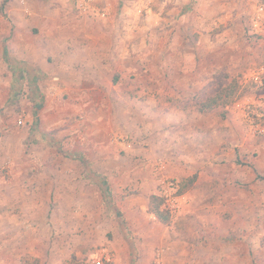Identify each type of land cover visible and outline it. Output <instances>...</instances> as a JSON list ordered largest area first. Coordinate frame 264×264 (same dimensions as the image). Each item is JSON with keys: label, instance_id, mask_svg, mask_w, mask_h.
Returning a JSON list of instances; mask_svg holds the SVG:
<instances>
[{"label": "rangeland", "instance_id": "374dc122", "mask_svg": "<svg viewBox=\"0 0 264 264\" xmlns=\"http://www.w3.org/2000/svg\"><path fill=\"white\" fill-rule=\"evenodd\" d=\"M257 2L95 0L107 14L117 10L105 21L116 27L81 19L84 31L67 30L77 32L71 59L87 71L82 60L112 63L123 53L129 72L120 76L103 62L96 73H77V88L69 79L70 90L40 66L13 62L0 43V264H62L71 255L100 264H264ZM0 3L4 17L9 0ZM74 4L51 6L76 12ZM50 82L60 92L47 97ZM228 83L237 99L211 113L186 100ZM158 96L184 100L159 112ZM160 177L186 197L174 215L160 205L168 223L148 209Z\"/></svg>", "mask_w": 264, "mask_h": 264}, {"label": "crops", "instance_id": "0c3cea01", "mask_svg": "<svg viewBox=\"0 0 264 264\" xmlns=\"http://www.w3.org/2000/svg\"><path fill=\"white\" fill-rule=\"evenodd\" d=\"M75 1L76 0H74V2ZM96 2L111 4V0H96ZM52 3L53 0H48L47 5L34 8L29 5H20L19 0H9L8 10L5 11L6 15L0 17V43L2 44V48L5 46L4 48L7 47L13 52L15 56L13 58L11 57L13 62L26 66H40L42 75H56L62 81L69 83V85L71 84L69 79H71V81L76 84L77 88V73H84L87 75L93 74L94 72L96 73L99 67L101 69L103 68V62L105 61H103V57L95 56L89 58V60L84 59L82 63L86 64L84 66L88 68L87 71H85L86 69L77 70V60L71 59V54L69 52L78 49L77 32L73 37L67 34V30H70L71 27L77 29V25H79L84 31L85 27L83 25H87V23H82L80 21L81 19L91 20L90 23H95L96 21V24L101 22V24L105 25L108 29L115 28L116 25L114 22H112L111 25H106L105 21L110 17L114 19L117 10L115 13L110 10V13L106 14L108 16L110 15L109 17H106V15H86L77 10L76 4H74L76 12H73L53 9L51 6ZM1 14L3 15L4 11ZM73 18L74 20H71ZM77 19L79 20L77 21ZM58 27L63 28L59 29ZM35 28H37V32ZM101 32L103 33V30ZM90 33V37L93 38L95 35L92 36L93 32L91 31ZM111 33L115 32L111 29ZM6 44H8V46ZM91 46L92 49L99 48V45ZM49 56L52 58L50 63ZM124 56L126 55L122 53L119 57L120 59L117 58L116 61L112 63L105 62L104 66L106 64L109 67L114 66L113 72H115V74H120V76H124L129 72L130 68L129 63L124 61ZM127 57L128 56L125 58L127 59ZM51 67H55L56 69ZM50 83L51 84L48 83L45 92L47 97L54 96L56 92H60L59 88L57 89L52 82ZM69 85L66 86L65 90L71 89V85Z\"/></svg>", "mask_w": 264, "mask_h": 264}, {"label": "trees", "instance_id": "16d2710c", "mask_svg": "<svg viewBox=\"0 0 264 264\" xmlns=\"http://www.w3.org/2000/svg\"><path fill=\"white\" fill-rule=\"evenodd\" d=\"M6 1V0H4ZM3 4L0 3V12L3 13ZM203 93H199V95H194L191 97H187L191 102H193V106L196 108V110L199 113L202 114H208L211 113L214 109L218 107H225L227 105H230L237 99V87L233 83H228L227 85H222L219 87L218 90L215 92L213 91L210 94H206L203 96V98L198 99V102H196L195 99L197 97L202 96ZM184 100V99H182ZM180 99L169 97V96H158L156 101V109L159 112H165L168 111L171 106L179 105L178 102L182 101ZM195 178V175L191 176L189 179V185L193 182ZM99 185L101 189L104 190V192L107 194V184L105 181H100ZM107 191V192H106ZM148 209L149 212L155 215V217L162 223H168L169 222V215L161 210V197L157 196L156 194H152L149 197V203H148ZM116 215L119 217V224L123 225V220L120 218L121 213L118 210H115ZM62 264H100L95 262H88L82 259H78L75 256H70L69 258H66L63 260Z\"/></svg>", "mask_w": 264, "mask_h": 264}, {"label": "built area", "instance_id": "2783aa9c", "mask_svg": "<svg viewBox=\"0 0 264 264\" xmlns=\"http://www.w3.org/2000/svg\"><path fill=\"white\" fill-rule=\"evenodd\" d=\"M75 4L77 10L86 15L104 16L107 14L106 10H102L95 5V0H76ZM254 27L264 31V0H258L257 2L254 15ZM234 106L239 108L241 104L240 102H236ZM22 118L17 121L19 125L24 122ZM159 183L162 187V190L158 192L162 197L161 208L174 215L180 210L186 197L184 194H178L176 192V185L171 182L166 183L164 177L159 178Z\"/></svg>", "mask_w": 264, "mask_h": 264}]
</instances>
